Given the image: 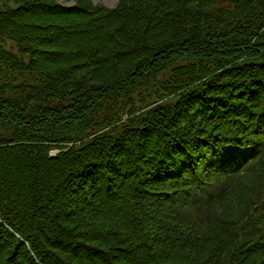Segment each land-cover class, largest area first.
<instances>
[{"label":"trees","instance_id":"16d2710c","mask_svg":"<svg viewBox=\"0 0 264 264\" xmlns=\"http://www.w3.org/2000/svg\"><path fill=\"white\" fill-rule=\"evenodd\" d=\"M0 130V264H264V0H0Z\"/></svg>","mask_w":264,"mask_h":264},{"label":"rangeland","instance_id":"374dc122","mask_svg":"<svg viewBox=\"0 0 264 264\" xmlns=\"http://www.w3.org/2000/svg\"><path fill=\"white\" fill-rule=\"evenodd\" d=\"M3 3L6 2L7 3V6L9 8L12 7V5H15V2L16 0H1ZM118 1L119 0H90V2L94 5H102V6H105L107 8H115V6L118 4ZM57 2L59 4H62L66 7H71L74 5L75 3V0H57ZM10 49V48H8ZM4 133L2 130H0V134ZM58 152L54 151V152H51L52 154V157H54Z\"/></svg>","mask_w":264,"mask_h":264},{"label":"water","instance_id":"95a60500","mask_svg":"<svg viewBox=\"0 0 264 264\" xmlns=\"http://www.w3.org/2000/svg\"><path fill=\"white\" fill-rule=\"evenodd\" d=\"M52 156V155H51Z\"/></svg>","mask_w":264,"mask_h":264}]
</instances>
